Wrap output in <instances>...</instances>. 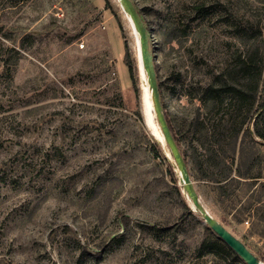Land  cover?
<instances>
[{"label":"rangeland","instance_id":"1","mask_svg":"<svg viewBox=\"0 0 264 264\" xmlns=\"http://www.w3.org/2000/svg\"><path fill=\"white\" fill-rule=\"evenodd\" d=\"M134 1L201 200L264 264V139L249 120L264 0ZM250 57L260 80L236 71ZM5 58L0 264H246L201 249L213 230L181 185L119 0H0ZM257 84L249 112L240 91Z\"/></svg>","mask_w":264,"mask_h":264},{"label":"water","instance_id":"2","mask_svg":"<svg viewBox=\"0 0 264 264\" xmlns=\"http://www.w3.org/2000/svg\"><path fill=\"white\" fill-rule=\"evenodd\" d=\"M119 1L122 8L130 16L134 29L138 33L139 53L142 67L147 75L148 86L152 93V110L154 118L157 119V123L163 134L164 142L168 146L169 153L173 157L177 169L179 170L180 182L185 193L193 203L194 208L202 214L204 220L214 233L223 239L245 261L246 264H262L257 255L254 254L249 247L240 238L234 235L222 222L216 219L202 202L194 181L192 180L187 161L166 117L155 65V56L151 48L150 37L145 21L134 0ZM155 139L157 140L156 137Z\"/></svg>","mask_w":264,"mask_h":264},{"label":"trees","instance_id":"3","mask_svg":"<svg viewBox=\"0 0 264 264\" xmlns=\"http://www.w3.org/2000/svg\"><path fill=\"white\" fill-rule=\"evenodd\" d=\"M106 1L109 2V0H106ZM145 24L147 25L146 22H145ZM147 30H148V27H147ZM126 50H127V55H126L127 61L126 62L128 64V67H129L130 75H131L132 79H134V65H133V62L131 59V53H130L128 46H126ZM7 59L8 58L0 59V62L4 61V63L7 64ZM251 61H253V59L251 57L247 60L239 59V61L237 63L236 71L238 72L239 76H244L245 74L246 75L257 74V77H259L258 79L260 80V77L262 75V67H258L254 63H251ZM257 83H259V81ZM159 85H160V82H159ZM212 88H213L212 86L209 87L208 91L211 92ZM160 89H161V85H160ZM257 89H258V84H257V86H253V87H250L249 89H247L246 93L244 91V88L241 89V91H240L241 99L244 100L245 98H249V100H251V106L249 107V112L251 111L252 107L254 106V104L256 102ZM161 97H162V102H163V106L165 109V103L163 101L162 94H161ZM166 117L168 119L167 114H166ZM253 119H254L253 125H254L255 136H258V137L264 139V100L259 104L258 110L253 115H251V117L249 118L250 121ZM168 121H169V119H168ZM169 124H170V127L174 133V136H175V138L179 144V139H178L177 135L175 134L174 128H173L170 121H169ZM154 146H155L154 148H156V151L158 152V154L163 156V150H165V148L160 143H158L157 141H155ZM179 146H180V144H179ZM164 159H165V157H164ZM185 159L187 161L186 157H185ZM169 164H170L169 166L172 167V164L170 162H169ZM205 248H208L209 250L214 251L218 255H221V254L227 255V256L231 257L233 260L244 262V260L223 239H221L216 233H214V231H211V236L209 239H206L203 241L201 249H205Z\"/></svg>","mask_w":264,"mask_h":264},{"label":"bare ground","instance_id":"4","mask_svg":"<svg viewBox=\"0 0 264 264\" xmlns=\"http://www.w3.org/2000/svg\"><path fill=\"white\" fill-rule=\"evenodd\" d=\"M152 94V93H151ZM157 133V132H156Z\"/></svg>","mask_w":264,"mask_h":264}]
</instances>
